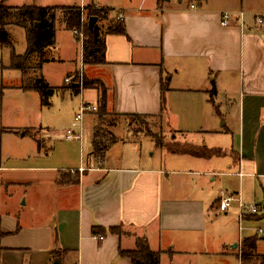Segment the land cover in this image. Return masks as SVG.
Returning <instances> with one entry per match:
<instances>
[{
    "label": "crops",
    "instance_id": "obj_1",
    "mask_svg": "<svg viewBox=\"0 0 264 264\" xmlns=\"http://www.w3.org/2000/svg\"><path fill=\"white\" fill-rule=\"evenodd\" d=\"M90 2L110 8L125 33L104 35L101 64L82 62V35L72 30L76 42H54L40 69L44 81L57 88L47 105L35 90L20 88V70L8 66L10 47L7 64L0 59V264H49L54 250L64 264H130L118 252L134 248L136 237L162 251L159 264H200L198 257L212 255L221 264H241V239H264L262 227L255 229L261 234L243 233L244 224L248 229L264 218V11H244V0H79L70 5ZM224 11L232 14L225 26L220 22ZM56 62L68 63L57 85L47 68ZM67 76L79 79L65 83ZM84 80L91 85L82 86ZM56 93L69 101L63 107L64 134L81 104L95 110L83 114L74 136L54 139L61 143L57 154L54 146L50 156L41 155L32 131L49 130ZM176 101L182 126L201 128L196 122L202 112L215 119L211 110L223 118L220 129L207 133L227 136L216 144L228 150L226 169L208 157L168 153L155 144L158 164L146 162L139 141L119 135L102 157L84 145L83 131L87 128L91 144L101 103L103 126L113 133L118 123L109 118L130 114L156 118L159 131L163 124L181 128L167 118ZM52 155L58 163L42 160ZM223 193L237 200L220 212L214 202ZM240 202L256 203L260 210L239 219ZM229 214L237 223L233 233L213 232L216 217ZM112 226L121 233L109 231ZM255 252L249 264H264V252L256 245Z\"/></svg>",
    "mask_w": 264,
    "mask_h": 264
},
{
    "label": "trees",
    "instance_id": "obj_2",
    "mask_svg": "<svg viewBox=\"0 0 264 264\" xmlns=\"http://www.w3.org/2000/svg\"><path fill=\"white\" fill-rule=\"evenodd\" d=\"M160 1V0H159ZM110 8L96 7L92 2L84 6L77 5H36V4H21L10 6L0 0V43L3 46L11 48L8 66L13 69H18L21 72L20 88L23 90H35L40 96L42 105H47L49 97L57 88L49 86L40 74L41 65L45 59L47 49L54 46L56 26H61L67 30H77L82 34V62L84 64H101L104 59V35L107 33L124 34V25L121 19L111 18L105 29L97 25L101 18H106L110 13ZM89 16H96L97 20L92 30L87 26ZM6 25L20 26L24 30L25 50L21 54L15 53L8 40V32L5 29ZM73 80L74 77H73ZM91 81H82V86L91 85ZM74 91H77L76 84H71ZM163 89V88H161ZM214 93V86L210 89ZM96 111V123L93 126L92 132V151L96 156L102 157L106 150L117 141V138L111 131L102 130L105 119V108L101 103ZM133 119L142 122L143 118L148 117L143 114H130ZM147 131V130H146ZM149 135L155 145L163 147V135L159 132H149ZM38 143V141H37ZM191 154L201 156L200 152ZM96 228L93 233H96ZM114 233H121L117 226L108 228ZM257 236L250 235L241 239L239 257L241 264L249 263L257 256L255 252ZM162 251H153L149 248L145 237H136L135 245L132 249H120L119 255L129 259L130 264H159L160 254ZM262 257H264L262 255ZM58 258L60 264L62 255L58 250L50 252L49 264H53Z\"/></svg>",
    "mask_w": 264,
    "mask_h": 264
},
{
    "label": "rangeland",
    "instance_id": "obj_3",
    "mask_svg": "<svg viewBox=\"0 0 264 264\" xmlns=\"http://www.w3.org/2000/svg\"><path fill=\"white\" fill-rule=\"evenodd\" d=\"M99 1V0H96ZM78 3L79 0H4V3L6 5L10 6H15V5H21V4H36V5H70L73 3ZM244 5H243V10L247 11L245 8L250 9L251 12L255 11L254 13L257 12H262L264 11V0H244ZM81 6V5H77ZM84 6V5H83ZM111 18H119L115 17L112 12L108 13L106 18H101L98 20L97 25L101 27L102 29H105L107 24L111 21ZM5 29L8 32V40L11 42V44L14 47V50L17 54L23 53L25 49V38H24V30L20 26L16 25H6ZM55 42H63L66 46L68 42H76L74 40V36L72 33H70L67 29H64L61 26H56V31H55ZM53 47V46H52ZM9 46H3L0 49V59L2 60L3 64H5L8 60V51H9ZM50 49V48H49ZM47 49V50H49ZM51 62V61H48ZM7 64V63H6ZM68 63L60 64V63H55V64H50L47 65V68L52 72L51 75L54 77L52 78V83H55L56 85L59 84L63 76L66 74V69H67ZM79 76V75H77ZM75 76V80L79 79ZM60 93H56L52 98L53 99V104L54 106L52 107L55 112V117L50 119V125H49V130L53 132V134L50 135V131L47 129L45 132H43L41 129L32 131L36 135H38L39 143H36L37 148L40 152L41 155H44L45 152L51 153V150L55 151V154L59 151L60 144L59 142H54V139H62V134L63 136L65 135V128H66V119H64L65 112L63 110V107L69 103L68 100L65 102L60 100ZM213 92L209 91V95L212 98ZM219 96L214 95V98H217ZM233 98L235 96H232ZM222 98V97H221ZM8 101V100H7ZM6 101V102H7ZM180 101H176L175 105L173 107L174 110L173 113H170L167 118H169L171 121H174L181 125L183 123V120H179L177 117V110L179 106ZM186 106V105H184ZM224 107L223 104L219 105V109H222ZM186 108V107H184ZM221 112H224V110H220ZM201 113V112H200ZM212 116H215V119H210L209 113L202 112L200 117L198 119L199 125H201V128H198V126H195V122L193 123L194 125L190 124L189 126L185 127L181 125V128H178L177 126H174L175 129H181V131H175L172 130L171 124L168 126L160 125L162 130L161 134L163 135V151L168 152V153H173L176 152L178 155H188V156H195L194 154L191 155L193 152H200L202 153L201 156L208 157L209 159L207 160H212L215 161L216 167L218 169H226L227 166V158H228V150L224 149L223 146H221V149H219V146H216L217 143H223L225 140L227 141V136L226 137H214V134H208L207 131L211 129H220L222 126V122L224 121L223 118H217V115L213 110H211ZM90 118L95 120L94 115H90ZM164 120H167L164 118ZM110 122L118 123L116 124L118 127L112 128L111 130L113 131L114 135L116 136H124L126 139L130 140H135L139 141V145H141L142 148V156L143 160H146V162H154L158 164V148L154 147V141L153 139L149 136L146 135L145 131L149 132H159L158 125L159 123L157 122L156 118H143L142 122L137 121L133 119L131 116H118V117H111L109 118ZM102 130H107L109 131L108 126H100ZM121 127L125 128V130H121ZM180 127V126H179ZM189 127V128H188ZM183 129H189V131H185ZM198 129H201L200 132H197ZM146 131V132H147ZM196 131V132H195ZM92 135V131H91ZM48 141H44L43 138H47ZM83 142L84 145L87 143L88 147L91 146L89 142V134L87 128L84 129L83 131ZM214 139H218L217 141H214ZM28 140V139H27ZM46 140V139H45ZM41 141V142H40ZM216 142V143H215ZM136 145V146H139ZM152 146V147H151ZM154 151V155L151 156L150 152ZM223 151H226V153H223ZM45 157V156H42ZM188 158V157H185ZM44 162H49V163H58L56 162L58 159L52 155L51 158L47 159H42ZM201 160V159H198ZM144 162V161H142ZM196 162V161H195ZM203 162V161H202ZM187 168H190L192 165V159H187L184 163ZM221 177V176H220ZM216 213L218 211L215 210ZM220 215V214H219ZM214 224V225H213ZM212 224V230L213 232L216 231L219 234H231L234 231V228H236L237 223H235V220L232 218V216L229 214L228 216H220L219 219L216 217V220L213 221ZM246 224H244V234L248 233H253L256 232L255 229L257 227H262L264 230V218L256 220L253 224L247 225L249 227L248 229H245ZM264 236V234H263ZM259 237V236H258ZM256 249L258 252H264V239H258L256 242ZM199 262L200 264H221L220 263V257H217L216 255H212L211 257H204L200 256ZM251 261H254L253 259ZM250 261V262H251ZM249 262V263H250ZM256 262V261H255ZM247 263V264H249ZM64 264V263H63Z\"/></svg>",
    "mask_w": 264,
    "mask_h": 264
},
{
    "label": "built area",
    "instance_id": "obj_4",
    "mask_svg": "<svg viewBox=\"0 0 264 264\" xmlns=\"http://www.w3.org/2000/svg\"><path fill=\"white\" fill-rule=\"evenodd\" d=\"M191 7H193V5H191ZM221 16V25L225 26L228 24L229 22V19L232 17V14L230 12H227V11H224L220 14ZM256 18V21L257 22H261L262 21V18L258 15L255 16ZM73 33L76 35V36H81L82 34L78 33V31L75 29V30H72ZM73 81V77L71 76H67L64 78V82L65 83H71ZM95 110V106L93 105H89V104H81L78 111L76 112L75 116L73 117L69 127L67 128L66 130V134H65V138L66 139H69L71 138L72 136L75 135V130H79L80 127H81V119L83 117V114L84 113H87V112H93ZM234 200H237V198L234 197V195L232 194H220L217 199L215 200L214 204H215V207L218 211L220 212H223V211H226L230 204L234 201ZM239 207H240V214H239V219H241V217L245 214V213H248V214H256L259 212L260 208L259 206L256 204V203H253V204H243V203H239ZM257 233L261 234L263 233L262 229L259 228L256 230ZM94 237L96 238H102L101 236H96L94 235Z\"/></svg>",
    "mask_w": 264,
    "mask_h": 264
},
{
    "label": "water",
    "instance_id": "obj_5",
    "mask_svg": "<svg viewBox=\"0 0 264 264\" xmlns=\"http://www.w3.org/2000/svg\"><path fill=\"white\" fill-rule=\"evenodd\" d=\"M96 20H97L96 16H89V18L87 20V26H88L89 30L93 29L94 24L96 23ZM53 264H59L57 259L54 260Z\"/></svg>",
    "mask_w": 264,
    "mask_h": 264
}]
</instances>
